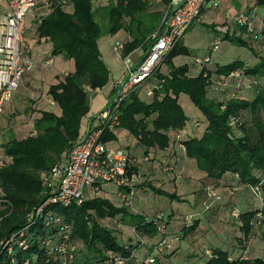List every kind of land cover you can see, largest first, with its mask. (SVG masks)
<instances>
[{
	"label": "trees",
	"instance_id": "obj_1",
	"mask_svg": "<svg viewBox=\"0 0 264 264\" xmlns=\"http://www.w3.org/2000/svg\"><path fill=\"white\" fill-rule=\"evenodd\" d=\"M169 1L162 0L165 10ZM244 1L245 6L236 10L223 7V0H220L217 8H209L194 22L199 23L209 13L218 14L220 23L214 22L215 27L219 29L217 25H221L225 29L214 30L216 37L209 46L208 56L194 59V65L199 69L197 74L192 72L193 66L187 63L176 66L173 62L180 56H190L188 48L180 43L181 38L149 79H156L147 90L151 95L147 96L146 92L150 101H143L137 90L121 105L120 126L115 132L106 134L104 142L115 141L119 129L136 139L141 159L130 149H121L129 152L133 159L128 165L129 175L137 176L140 184L146 181L141 185L143 187L135 184V199L141 190L167 201L184 203L168 186L162 189L149 180L141 167V163H153L161 176L175 184L172 175H176L177 161L164 153L181 133L180 143L185 158L193 164L194 177L204 175L210 180H221L227 174L234 175L240 185L261 202L264 200V13L259 14V9L264 11V0ZM68 3L73 7L72 13L65 9ZM49 4L51 11L41 17L38 36L50 41L54 56L61 55L73 61L74 71L58 78L48 88L46 96L54 106L39 111L34 130L23 139L13 138L0 147V243L24 228L28 216L47 196L45 179L65 160L84 132L81 122L90 112L91 96L108 83L109 70L100 55L98 41L105 34L114 36L124 30L130 36L124 43L123 54L127 55L140 48L147 51L152 45L148 38L163 31L164 16L160 12L150 14L148 0H111L97 9L93 0H50ZM224 41L248 48L254 59L213 64L211 55ZM196 60L202 63L197 64ZM164 64L167 71L162 73ZM252 85L257 86L253 98L237 95L240 87L252 88ZM184 96L204 118L196 121L192 128L188 127L189 118L179 103ZM196 180L200 181L199 177ZM99 190L81 206L53 205L45 212L46 223L37 221L28 231L29 234L33 232V236L29 235L27 239L34 237L35 241L59 243L66 234L77 245L81 259L92 264H108L111 255L126 264H135L132 256L146 258L164 240V252L155 256L156 264H169L178 249L177 244L171 245L168 240L172 215L162 212L145 215L136 210L132 213L124 206L113 204L109 198L99 197L101 193L109 194L116 200L114 185L100 186ZM261 206H254L250 212L238 210L237 215L235 209L231 211L241 233L238 256L199 245L195 252L202 258V264H264V256L248 258L246 252L257 234L255 230L264 226V204ZM157 214L163 215L165 234L159 232L154 222ZM116 218H120L115 222L117 226L131 227L135 237L119 242L122 239L116 232L99 222ZM47 221L49 225H46ZM190 222L180 230L182 240L186 242L188 236L196 233L200 219ZM18 261L19 264L25 261L57 264L38 242H30L28 249L19 254Z\"/></svg>",
	"mask_w": 264,
	"mask_h": 264
},
{
	"label": "built area",
	"instance_id": "obj_2",
	"mask_svg": "<svg viewBox=\"0 0 264 264\" xmlns=\"http://www.w3.org/2000/svg\"><path fill=\"white\" fill-rule=\"evenodd\" d=\"M1 1L4 10H0V115L19 89L28 69L33 66V61L25 54L24 31L26 19L34 11L39 0ZM219 3L220 0H170L162 20V33L157 31L148 38L152 45L147 51L141 48L135 50L139 55L136 62L130 58L132 52L123 54L124 43H115L114 49L125 64L124 80L116 83V94L107 106L86 124L84 132L65 160L51 170L45 179L47 196L28 216L26 226L0 243V264H19L18 256L28 249L30 242H38L41 249L49 251L51 259L56 260L57 264H92L81 259L77 245L69 240L68 235L65 234L64 240L59 243H53L50 240L35 241L34 237L29 240L27 236H33L34 233L29 234L28 231L37 221L46 223L48 218L45 212L53 205L81 206L87 198L99 193L100 186L114 185L117 189L114 194L117 203L133 209L135 184L138 181L137 176L129 175L128 165L133 159L127 151L110 148L109 143L104 142V137L119 128L123 102L144 86L162 66L166 56L183 38L189 27L209 8H217ZM47 7L50 8V4ZM239 22L244 23V20L239 19ZM196 63L202 62L196 60ZM149 95L151 92H147V96ZM237 211H234L235 215ZM162 218V214H157L154 222L159 232L165 234ZM46 225H49L48 221ZM165 243L164 240L161 241L146 258L132 256L133 261L135 264H156L155 256L162 255ZM23 264H29V261ZM108 264L126 263L111 255Z\"/></svg>",
	"mask_w": 264,
	"mask_h": 264
},
{
	"label": "crops",
	"instance_id": "obj_3",
	"mask_svg": "<svg viewBox=\"0 0 264 264\" xmlns=\"http://www.w3.org/2000/svg\"><path fill=\"white\" fill-rule=\"evenodd\" d=\"M40 1L41 3H43V5L46 4V6H48L49 4L48 0H39L38 3H40ZM101 1L109 2L111 0ZM230 4H233V1H231L230 3V0H223V7H227ZM65 9L69 13L73 12V7L70 3L65 6ZM0 10H4L2 1L0 2ZM40 19L41 18H39L38 20L36 19V14H34V12L29 14L26 19L24 31L27 58L37 59L39 64H37L36 67L34 66V68L28 69L23 78V81L20 84L19 89L14 94L12 100L10 101V103H8L7 106L9 108L7 111H12L13 109H22V111L24 110L25 113L26 110L29 111V114H32L33 112L32 116L34 120L38 118L39 111L52 108L53 103L46 96L48 88L51 85H54L57 82L58 78H63L67 74L74 71L73 61L67 60L61 55L54 56L52 54V44L50 43V41L47 38H39L37 28L40 24ZM112 37H119V40H117L116 42L121 43H126L130 40L129 34L124 30L119 31ZM100 40L98 41L99 48ZM176 60L177 59H175L173 62L176 66H178L176 64ZM105 65L108 67L106 63ZM191 66H193V68H191L192 72H199V69H197L194 64ZM117 82L118 81L116 79L114 81L110 95L106 100L104 99V101H102L101 99L96 98V95L100 90L96 91L91 96L95 100L94 105L92 104V99L90 98V112L85 118L82 119L81 131H84L86 124L90 122V120H92L97 112L103 110L105 108V104L107 105L108 102L116 94L117 89L115 85ZM101 102L104 104L102 106L103 109H101L102 107L99 106V103ZM29 106H33V109H31V107ZM23 123L24 122L22 121L17 122L16 124V134L14 135L16 139H23L26 136H21L22 134H28L29 132L34 130V124L32 130H29L28 126ZM115 134L117 136L118 131ZM181 138L182 134L180 133L177 136V140H175V142L166 151V153H164L165 155H170L171 158H175L177 161L176 175H172V179H175V184L172 182L169 183V178L161 176L156 170V166H154L153 163L152 165H150V163H141V167L149 180L155 181V185L162 189L168 186L169 190H171L173 193H176L177 196L184 200V203L179 204L177 202L168 200L169 204L165 207L161 200H156L158 196H154L153 194L144 192L137 195L135 199V210L145 215H151V213H156L158 209H161L160 211H165L168 215H172V219L169 225L170 234L168 236V240H171V245H176L177 240H182L180 230L182 227H184V225L189 226L188 222H190V220L195 221L197 219H200L196 233L188 236L185 239L188 243L190 257H193V255L195 254L197 255V253L195 252L197 248L195 247H198L199 245H201V247L203 248H218L221 250L229 251L233 257H236L240 254L241 250V233L238 230L236 220L231 217L232 210L230 209L232 207H238L237 204L241 206V203L238 202L239 195L241 192H248V190L246 189V187L239 184L236 176L229 174L225 175L221 180H210L208 178H205L204 175L198 176L200 181L196 180L198 177H196L197 175L195 176L196 178L194 177V169L191 168L193 164L191 161L185 158L184 150L180 143ZM130 151L138 159H141V151L137 150L136 144L135 146H131ZM136 152H140V155H137ZM212 189L215 192V195H217V200H215V206L211 208L209 207V204L207 205L209 201L206 195H209L208 193ZM188 195L190 196L188 197ZM160 198L163 199V197ZM231 198L233 199V201L231 200ZM246 203V210L242 209V212L252 211L254 203L250 200H248ZM208 208L209 212L206 211L208 210ZM178 251L179 247L175 252L176 255ZM249 253L248 258L259 257L255 256L252 252L251 255H249Z\"/></svg>",
	"mask_w": 264,
	"mask_h": 264
},
{
	"label": "rangeland",
	"instance_id": "obj_4",
	"mask_svg": "<svg viewBox=\"0 0 264 264\" xmlns=\"http://www.w3.org/2000/svg\"><path fill=\"white\" fill-rule=\"evenodd\" d=\"M233 1V4H230L228 7L230 8H234L236 10H240L242 9V7L245 6V1L244 0H230ZM242 1V2H241ZM47 2V1H46ZM45 2V3H46ZM48 3H50V0H48ZM94 3V8L97 9L98 7H102V6H106L109 4L108 1H101L99 2V0H93ZM104 3V4H103ZM149 3V13L153 14V13H161L164 16V12H165V6L162 2V0H148ZM51 10L46 6V4L43 5V3H38V5L36 6V8L34 9V14H36V19L38 20L39 18H41V16H45L47 15ZM264 11L259 9V14H263ZM99 23H101V19L98 18ZM128 21V20H127ZM216 23H220V16L218 14H212L210 15V13L208 14V16L206 18L201 19V21L199 23H193L190 28L187 30V32L184 34L183 38L181 39L180 43H183V45L185 47L188 48V50L190 51V56H180L179 58H177L176 60V64H184L187 63L189 65H193L194 64V59L195 58H199V59H203L206 56H208L209 53V46L212 42V40L216 37V31H224V27H222L221 25H217V27L219 29H217L215 27ZM102 24V23H101ZM103 25V24H102ZM215 27V29H214ZM104 32V31H103ZM105 33V32H104ZM119 40V37H112L110 35H104L99 43V52L100 55L102 57V60H104L108 67L109 70V79H108V83L107 85L98 92V94L96 95V98L101 99L102 101H104V99L106 100L108 98V96L110 95L111 89L113 87L114 81L117 79L118 82L124 80L125 78V64L124 61L121 59L119 53H117L114 49L115 43H117L116 41ZM254 47L258 46L257 44H253ZM26 49H25V54H26ZM138 53L137 51L132 52L131 55V59L133 62H136V60L138 59ZM251 59H254L251 51L248 48H244V47H239L236 45H232L229 42H223L220 45L219 50L211 55V61L212 63H217L219 65H224V64H229L232 63L234 61L237 60H245V61H250ZM33 61V66L31 68H34V66L36 67L37 64H39V62L37 61V59H31ZM166 64H164V66L161 69V72H166ZM198 71H196L195 74H197ZM156 83V79H152L149 80L144 86H142L139 89V97L146 102H149L150 100L148 99V97L146 96V92L147 90L152 87V84ZM256 87L257 86H253L252 88H247L246 86H242L240 87V90L237 91V95L241 96L242 98H246V99H251L254 96V93L256 92ZM235 89V87L232 88V90ZM14 96V95H13ZM13 98V97H12ZM91 102L94 105V98L91 97ZM12 100V99H11ZM10 103V102H9ZM179 103L182 105L186 115L189 118L188 121V127L192 128L194 126V123L196 121H203V117L200 114V112L192 105V103L188 100V98L186 96H184ZM104 104L101 102L99 103V106L102 107ZM8 103L5 105L3 113L0 115V119H1V123H0V147L1 145L5 144L6 142H8L9 140L15 138V129H16V124L17 122H24L23 124H26L29 128V130L33 128V124L35 122V120L33 119V112L32 114H29V111L26 110V113L24 112V110L22 111V109L17 110V109H13L12 111H7L9 108L7 107ZM107 105L105 104L104 107H106ZM31 107V109H33V106H29ZM103 109V107L101 108ZM100 109V110H101ZM6 111V112H5ZM102 111V110H101ZM99 111V112H101ZM97 112V113H99ZM96 113V114H97ZM262 118H264V112L262 113ZM34 121V122H33ZM199 130H201L199 128ZM30 133V132H29ZM28 134H22L21 136H27ZM17 137V136H16ZM116 140L109 143V147L110 148H115V149H125L128 148L130 149L131 146H135L136 144V139H134L133 136L129 135L126 131L124 130H118V134L116 136ZM16 139V138H15ZM137 155H140V152H136ZM139 182V183H138ZM136 184L139 185L140 187H143L141 185L145 184L144 181L142 184H140V181H138ZM138 186V187H139ZM139 187V188H140ZM142 193L141 190H139L137 192V194ZM89 194V193H88ZM209 195H206L208 197V203L209 207H213L215 206V203L217 200V195H215V192L213 191V189L211 191H209L208 193ZM89 196H91L89 194ZM87 196V197H89ZM190 195H188L189 197ZM99 197H106L111 199L112 203L117 205L119 203L116 202L114 196L110 197L109 194L105 195L103 193H101L99 195ZM137 197V196H136ZM219 197V196H218ZM251 198V199H250ZM219 199V198H218ZM156 200H161V202H163L164 206L166 207V205H168V201L163 198L161 199L160 197H157ZM214 200V201H213ZM231 200L233 201V199L231 198ZM250 200L251 202L254 203V206H258V207H262L261 203L264 204V200L261 202V199L256 198V195H254L251 191L248 192H241L239 195V199L238 202L241 203V206L239 204L238 207H232L230 210H239V211H243L244 209L246 210V202ZM135 201V200H134ZM192 203V201H191ZM134 204V202H133ZM118 206V205H117ZM186 207V206H185ZM189 208V207H187ZM194 208V207H193ZM135 207L133 206V209H128L130 212H135ZM241 209V210H240ZM243 209V210H242ZM161 209H158L159 212L165 213L167 214L165 211H160ZM229 210V211H230ZM157 211V212H158ZM209 212V208L208 210H206ZM116 220H120V218H116L114 220H103V221H99L101 225L112 229L116 232V235L122 239L119 240V242H125V240H129L130 238L135 237V233L134 231H132L131 227L125 228L123 226H117V224L115 222H118ZM255 231H257L253 238L252 243H250L247 252L248 253L251 251L255 256H259V257H263L264 256V226H262L261 228L256 229ZM177 246L179 247V251L177 252V255L172 258L168 263L169 264H202V258H200L198 255H194L193 257H190L189 255V250H188V243L184 240L177 241ZM251 252L249 253V255H251Z\"/></svg>",
	"mask_w": 264,
	"mask_h": 264
}]
</instances>
